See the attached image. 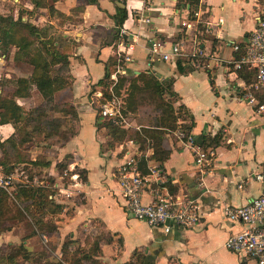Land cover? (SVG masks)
Masks as SVG:
<instances>
[{
    "label": "crops",
    "instance_id": "crops-1",
    "mask_svg": "<svg viewBox=\"0 0 264 264\" xmlns=\"http://www.w3.org/2000/svg\"><path fill=\"white\" fill-rule=\"evenodd\" d=\"M116 6H124L126 16L121 24L115 25L111 15ZM188 7L186 0H49L37 7L28 0L27 15L21 16L45 30L44 39L56 37L68 53L69 84L57 91H66V99L74 106L76 129L67 141L56 145L55 153L58 159L70 153L72 161L67 167L71 163V167L83 168L85 179L75 184L83 200L70 205L71 214L59 221V234L75 232L84 219L98 220L111 236L109 243L100 244V249L102 253L104 246L111 245L115 250L110 258L112 264L127 260L133 249L143 250L144 261L149 264L177 260L256 264L253 259L240 257L223 247L225 236L238 228L226 220L223 206L241 205L263 186V181L254 176L264 169V117L254 113L242 99L241 79L230 68L229 61L236 53L230 41H245L254 26L256 10L264 9V0H206L202 25L184 31L179 22L187 15ZM140 13L148 16L149 21L138 20ZM54 21L58 26L56 33L52 31ZM121 27L126 28L122 42ZM148 37L164 40L162 50H168L169 42L180 41L181 53L175 59H148ZM127 43H132V48L125 49L123 44ZM118 49L125 50L127 58L121 54L118 59ZM197 50L202 64L196 66L192 53ZM177 59L182 71L176 68ZM105 68L108 75L123 70L133 74L151 72L158 79L172 78L174 104H183L191 114L188 132L211 153L209 163L196 165L190 146L179 138L165 140L168 153L160 163L148 156L146 163L160 168L164 183L173 187L174 194L188 196L198 203L200 218L192 227L172 228L164 233L124 212L112 175L120 160V146L116 151L110 150L112 155L99 149L94 106L88 99V95L93 96L98 90L99 84L95 82ZM31 69L28 64V74ZM90 86L96 88L92 93ZM8 89L9 93L1 89L0 93L11 97L13 87ZM12 131L10 123L0 124V140ZM123 146L131 150L130 144ZM141 199H149L147 190ZM14 236L11 229L0 230V264H14L17 259L7 258L3 253V249L15 244Z\"/></svg>",
    "mask_w": 264,
    "mask_h": 264
},
{
    "label": "rangeland",
    "instance_id": "rangeland-1",
    "mask_svg": "<svg viewBox=\"0 0 264 264\" xmlns=\"http://www.w3.org/2000/svg\"><path fill=\"white\" fill-rule=\"evenodd\" d=\"M27 9L28 0H0V13L2 14L16 16L19 11H22L23 15H27ZM55 24L56 21L52 24V31L56 33L58 26ZM14 38L16 41L21 40V37ZM52 38L56 39V37ZM26 42H28V38ZM15 44L9 43L5 47L6 49H2L0 44V89L5 94L9 93L8 86L10 85H3L4 79L28 76L29 63L26 58L28 43L23 48L17 47ZM34 47L42 49V43L35 40L29 49ZM17 53L18 56H16ZM48 58L49 55H47ZM50 69H52V74L59 73V75L64 76L63 79L68 80L66 69L60 71V66L57 64L51 66ZM97 69H99L98 66ZM148 73L149 75L153 74L155 79L161 81L162 85L166 83L167 77L158 79L154 73ZM112 82L113 79L107 75L97 89L104 96H107L108 87ZM143 86L144 80L138 78L136 74L123 72L115 75L112 91L121 103L125 118V122L122 124L109 121V125H107V119L102 118L96 111L99 96L92 94L93 96L89 97L88 95L89 101L94 106V120L97 121L94 130L99 149H106L112 155L110 150L117 149L120 144L125 145L124 142L131 139V149L136 148L137 151L146 153L154 161L151 155L156 145L154 135L157 132L155 130L163 131L160 138L163 143L165 140L177 138L176 132L183 130L179 126L182 123L180 120H177L174 129L156 126L162 120L165 125L169 126V121L162 119L165 117V113L163 106L160 105V99L169 101L174 98L167 92L158 96L153 92L151 85L145 88ZM94 89L96 88L92 87L89 93H92ZM32 93L29 97L17 99L21 104L24 118L15 123L13 128L14 141L11 143L6 141L3 145L4 151H0V170L5 173H13L12 185L14 186V190L10 194L6 193V196L0 197V230L11 229L15 234V244L3 249V253L6 254L7 258L16 257L14 264H55L56 262L76 264V260L79 262L81 258L83 261L80 264H112L110 258H113L115 250L111 245L104 246V252L101 254L96 250L98 240L99 246L101 242L107 240V232L98 220L91 219L88 221L84 219L77 225L75 232H71V234L68 232L59 234L58 229L57 233L50 227L53 222L58 225L60 220L64 221L65 217L71 214L70 205L72 203H80L83 200L82 193L75 185L80 180L83 182L82 174L75 175L73 180H71L73 176L70 173L68 176L66 175L67 171L70 170L79 172L78 166L74 167L73 165L71 167L72 164L70 163L67 169H64L62 165L55 164L58 159L55 147L61 141L62 135L71 129L73 130V128L76 129L77 119L74 120L68 113L63 115V112H61L63 114L55 113L52 110V108L58 107L66 109L65 104L68 103L66 91H55L51 94L50 101L47 102L35 90ZM35 93L37 96H34ZM39 104L43 107L44 115L40 117V122L32 119L33 122L28 127V119L30 118L28 110ZM60 104L61 106H58ZM173 105L174 107L177 105L174 104V100ZM35 110L40 114L37 108ZM86 141L85 139L83 142ZM28 160H35L39 163L47 161L48 164H35ZM21 186L47 187L50 190L48 198L52 202L46 204L43 213L31 210L32 206L27 204L28 201L15 198L16 189ZM101 201L104 200L101 198ZM53 203H57L61 207L55 209L56 205ZM138 253L142 252L139 251ZM144 262V259L139 258L136 252L133 257V264H144Z\"/></svg>",
    "mask_w": 264,
    "mask_h": 264
},
{
    "label": "built area",
    "instance_id": "built-area-1",
    "mask_svg": "<svg viewBox=\"0 0 264 264\" xmlns=\"http://www.w3.org/2000/svg\"><path fill=\"white\" fill-rule=\"evenodd\" d=\"M256 1V0H255ZM258 4L256 3V6ZM207 11L206 0H197L196 5L187 10V15L180 20V26L196 30L202 25V15ZM138 20L147 22L148 16H138ZM125 27L119 29V36L125 34ZM148 59H175L181 53V42L171 41L168 43V50H162L164 40L157 37H148ZM240 43L242 45L240 46ZM231 47L238 56L232 58L230 68L232 70L241 67L252 71V80L246 82L241 79V97L252 107L254 113L264 117V9H257L255 12V23L248 32L245 41L238 42L231 40ZM125 48H132V43L123 44ZM125 48V49H126ZM125 50L118 49V59L127 58ZM195 58V65H201V53L197 50L192 53ZM123 73V70H121ZM113 82L108 87L107 96L99 90L93 94L98 95L96 111L110 122H125L120 101L112 91L115 75H109ZM177 138L190 146L193 161L198 166H205L209 163L211 153L201 147L195 137L189 132L178 130ZM125 144H131L132 140L127 139ZM120 146V160L115 164L112 175L115 178L118 192L121 197V205L124 212L136 219L143 220L149 226L158 227L164 233L172 228H189L195 225L200 218L198 203L185 195H176L170 192L164 185L160 168L155 164L146 163V153L137 151L136 148L127 149ZM264 155V144H263ZM140 157L145 158L146 171L142 172L138 167ZM74 178L76 173H70ZM70 177V176H69ZM263 181L259 193L249 201L241 205L226 204L223 206V213L228 222L238 225V228L228 233L223 240V247L244 258H251L256 264H264V169L254 176ZM13 173L0 170V192L11 193L14 190L12 185ZM147 190L149 199H141L143 192ZM64 264V263H59ZM169 264H198L172 261Z\"/></svg>",
    "mask_w": 264,
    "mask_h": 264
},
{
    "label": "trees",
    "instance_id": "trees-1",
    "mask_svg": "<svg viewBox=\"0 0 264 264\" xmlns=\"http://www.w3.org/2000/svg\"><path fill=\"white\" fill-rule=\"evenodd\" d=\"M34 7L40 6L42 4H45L47 0H30ZM189 3L188 9H191L196 5L197 0H186ZM88 2H96V0H88ZM22 11H19V13L14 15H5L0 13V44L2 45V49H6L7 45L9 43L16 42V46L23 48L28 43V52L26 55L28 63L32 66L31 72L28 74V76H17L12 78H6L4 79L3 85H10L13 87L12 90V96L8 97L6 95H3L0 93V124L2 123H10L12 127H15L16 121L23 120V111L21 104L15 99V98H22V97H29L31 94L32 89L34 88L38 94L47 101H50L51 94H53L58 89L66 86L69 84V80L63 79L64 76L57 74H52V69H50L51 66L57 64L60 66V71L63 69L67 70L68 67V60H67V48L62 47L57 39H53L52 37H48L44 39L45 30H43L41 27L33 24L29 20H22ZM115 25L121 24L122 20L126 16V9L124 6H116L114 13L111 15ZM14 37H21V40L16 41ZM40 37H43V39H40ZM28 38V42H26V39ZM35 40H40L42 43V49H37L34 47L33 49H29L31 46V43H33ZM242 43H240V46ZM47 55H49V58L47 59ZM18 56V53L16 54ZM238 56V52L235 53L234 57ZM175 65L178 71H182V68L180 66L179 60L177 59L175 61ZM240 78H243L246 82H249L252 80V71L246 70L245 68L241 67L239 69L233 70ZM148 72H138L136 75L138 78L144 80V86L143 88L147 87L148 85H151L153 88V92L155 94H158V96H161L163 92H167L171 97L174 99L165 101L163 99H160V105L163 106V112L165 113V117L162 119H167L169 122V126L165 125L164 121H160L159 124H156V126H164L171 129H174L176 126L177 120H180L182 123L179 125L183 131L186 133L189 131L191 126V114L188 112L186 107H184L183 104H177L175 107L173 105V100L176 99V94L171 88V77L166 78V83L162 85L161 81L155 79L154 75H149ZM106 68L102 75L96 80L95 84H100L103 79L107 76ZM92 86H90V89ZM162 98V97H161ZM58 106H61L58 105ZM65 108L63 109L58 108H52L54 112L61 113L63 115H66L68 113L71 118L77 119V114L74 106L68 101L67 104H65ZM38 109L40 111V114L35 110ZM29 109V108H28ZM37 112V114H35ZM44 115L43 107L42 105H37L35 108L28 110V116L30 117L28 119V127L31 126V123L33 122L32 119H36L40 122V117ZM59 116V115H58ZM32 120V121H31ZM95 125H97V121L95 120ZM107 125H109V121L106 122ZM112 126V125H111ZM116 126V125H115ZM118 127V126H117ZM120 128V127H119ZM143 129V128H142ZM145 130V129H144ZM157 133H155L156 137V145L152 152L151 158L160 163L162 158L168 153V149L165 148L164 143L161 142V132L160 130H155ZM75 132V128L71 131L67 132L66 134L62 135L61 141L57 145H62L65 141L68 140L70 136H72ZM8 141L9 143L14 141V131L11 132V134L4 138L3 140H0V151L3 152L4 143ZM161 142V143H160ZM201 144V143H199ZM202 147V146H201ZM29 162L38 164L39 162H35V160H28ZM72 161V155L70 153H65L61 158L57 159L55 161L56 165H62L64 169H67V164ZM41 165H47L48 162L44 161L43 163H39ZM6 166V165H4ZM75 167V166H74ZM138 167L142 172L146 171L145 167V158L140 157L138 160ZM67 171V170H66ZM73 172V170L67 171L66 175L68 176L69 173ZM77 173V176L79 174H82V180L85 179V172L83 168H79V172L74 171ZM166 185V188L173 193V187L168 183H164ZM28 190V192H27ZM47 187L44 186H21L16 189L15 192V198L19 200H23L27 202V204L31 205V210L44 212L46 209V204L51 203L52 200L48 198L49 192ZM6 196V192L2 191L0 192V197ZM1 199V198H0ZM56 205L55 209L57 207H61V205L57 203H53ZM63 207V206H62ZM56 211V210H55ZM54 231H57L58 225L57 224H51L50 226ZM68 234H71V232H68ZM111 236L107 234V240L103 243H109ZM119 241V240H118ZM99 240L96 243V250H98L101 254V249L99 246ZM102 243V242H101ZM141 251L142 253H138ZM137 252L138 257L141 259H144V251L141 249H133L131 252L129 258L121 263L118 264H133V257L134 254ZM83 261V259L76 260V264H80ZM55 264H59V262H56ZM144 264H149L146 261Z\"/></svg>",
    "mask_w": 264,
    "mask_h": 264
}]
</instances>
